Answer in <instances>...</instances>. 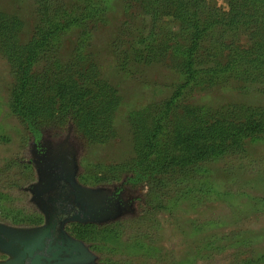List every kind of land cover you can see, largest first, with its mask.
Here are the masks:
<instances>
[{"label": "trees", "instance_id": "obj_1", "mask_svg": "<svg viewBox=\"0 0 264 264\" xmlns=\"http://www.w3.org/2000/svg\"><path fill=\"white\" fill-rule=\"evenodd\" d=\"M224 1L226 8L209 0H138L143 8L142 28H134L131 57L149 63L169 53L181 75L167 99L128 116L133 156L117 168L125 171L131 188L147 184L146 205L154 201L160 204V188L166 184L163 179L175 168L183 174L179 181L198 185L199 195L216 192L208 163L223 162L230 172L260 175L253 170L258 161L251 160L248 153L249 145L264 139V113L259 115L257 106L212 107L202 103L187 108L180 104L196 87L236 81L245 83L240 88L254 86L257 90L255 85L264 84V0ZM32 2L36 33L23 45L17 44L20 21L0 12V49L15 76L8 100L10 111L32 138H39L47 127L72 125L88 142L109 139L120 97L116 88L83 60L94 23L107 20L108 0ZM170 18L177 25L171 24ZM72 31L74 46L63 57L60 42ZM242 37L246 38L244 47L240 46ZM121 45L113 41L114 50ZM184 191L187 197L189 191ZM40 220L41 215L29 221L39 224ZM119 225L71 222L67 229L73 237L84 240L81 229L94 231L102 226L101 233L117 239ZM253 261L264 262V253L239 264Z\"/></svg>", "mask_w": 264, "mask_h": 264}, {"label": "rangeland", "instance_id": "obj_2", "mask_svg": "<svg viewBox=\"0 0 264 264\" xmlns=\"http://www.w3.org/2000/svg\"><path fill=\"white\" fill-rule=\"evenodd\" d=\"M64 1L70 4L75 0ZM209 1L226 8L224 0ZM108 5L107 20L93 25L91 38L83 49V60L85 65L92 64L100 76L116 88L120 97L113 111V134L105 141L88 142L72 125L60 129L47 127L42 134L44 139L57 142L71 127L69 141L77 149L78 181L86 186L104 188L118 185L126 177L125 171H119L117 166L133 156L128 116L167 99L181 81L178 66L171 61L169 53L149 63L131 57L129 50L134 28H142L139 23L143 15L141 2L108 0ZM0 12L20 21L16 32L18 45L35 37L32 0H0ZM170 22L177 25L173 18ZM74 38L72 31L60 42L63 57L73 48ZM113 41L122 44L119 49H113ZM245 42L246 38L242 37L240 46L244 47ZM14 84L12 66L0 49V218L27 227L35 226L29 220L40 215L39 223H42L43 216L30 201L31 194L27 190L36 181L35 168L27 162L32 159V135L8 106ZM243 85L244 82L230 81L214 87H196L180 104L187 108L202 103L212 107L257 106L256 112L262 115L264 84L255 85L257 90L254 86L248 90L240 88ZM248 148L250 159L258 161L253 170H258L260 175L230 172L223 162L208 163L213 169L211 178L215 180V193L196 194L198 185L194 181H179L183 175L179 168L163 179L166 184L160 188L159 197L163 198L160 204L154 201L146 205L150 192L147 184L132 189L129 194L134 198L133 213H124L102 224L95 223H119L115 229L119 231L117 239L101 233L102 226H96L94 231L81 229L82 241L97 256L96 264H239L247 257L264 253V139ZM242 164L246 165V161ZM194 176L200 177V174ZM184 188L189 191L187 197L183 196ZM94 233L95 237L89 236Z\"/></svg>", "mask_w": 264, "mask_h": 264}, {"label": "water", "instance_id": "obj_3", "mask_svg": "<svg viewBox=\"0 0 264 264\" xmlns=\"http://www.w3.org/2000/svg\"><path fill=\"white\" fill-rule=\"evenodd\" d=\"M70 133L71 127L57 142L41 138L32 143L47 145L43 154H33L31 162L37 179L27 188L43 223L23 228L0 225V233L5 237L0 236V250L11 256L0 264H94L96 255L82 240L68 234L65 224H102L133 213L131 205L110 199L107 188L78 182L77 149L69 141ZM15 243L22 249L17 250Z\"/></svg>", "mask_w": 264, "mask_h": 264}, {"label": "flooded vegetation", "instance_id": "obj_4", "mask_svg": "<svg viewBox=\"0 0 264 264\" xmlns=\"http://www.w3.org/2000/svg\"><path fill=\"white\" fill-rule=\"evenodd\" d=\"M41 138H43V136L42 135H40V137L39 138H32V143L33 142H35V141H40L41 140ZM32 143L30 144L31 146V148H30V151H31V154H32V157H33V154H35V155H41V154H43L44 153V151L46 150V148H47V145H46V143H44L43 145H37V146H33L32 145ZM28 163H31V164H33L32 162H31V160H29V161H27ZM34 166V165H33ZM35 168V167H34ZM78 172V171H77ZM35 173H36V171H35ZM76 178H77V175H76ZM36 179H37V174H36ZM78 180V179H77ZM79 182V181H78ZM29 187V186H28ZM27 187V188H28ZM108 190H109V193H108V196L110 197V199H118L120 202H126L127 204H129V205H131L132 206V204L134 203V198H132L133 196L132 195H130L129 193L132 191V189H135V188H131L130 186H129V184H128V182L127 181H125V179L122 181V182H120L118 185H113L112 187H109V188H107ZM38 210V209H37ZM39 211V210H38ZM42 219H43V217H42ZM42 223H43V221H42ZM42 223H39V224H33V225H35V226H37V225H40V224H42ZM71 223V222H70ZM69 223H66L65 224V230H66V232L68 233V234H70L68 231H67V225H68ZM0 225L1 226H7V227H13V228H23V227H25V226H22V225H20V224H16V223H13V222H7V221H5V220H3L2 218H0ZM27 227H32V226H27ZM71 235V234H70ZM0 236L1 237H4V235L2 234V233H0ZM72 236V235H71ZM5 238V237H4ZM15 245V248L17 249V250H21L22 249V246L20 245V244H18V243H15L14 244ZM85 245H86V243H85ZM87 246V245H86ZM88 248H89V246H87ZM89 250H90V248H89ZM39 252H40V250H38ZM91 251V250H90ZM92 252V251H91ZM93 253V252H92ZM11 258V256L8 254V253H6V252H3L2 250H0V262H4V261H6V260H8V259H10ZM96 260H97V256H96ZM94 264H96V262L94 263Z\"/></svg>", "mask_w": 264, "mask_h": 264}]
</instances>
